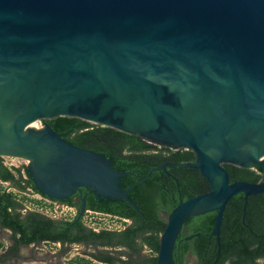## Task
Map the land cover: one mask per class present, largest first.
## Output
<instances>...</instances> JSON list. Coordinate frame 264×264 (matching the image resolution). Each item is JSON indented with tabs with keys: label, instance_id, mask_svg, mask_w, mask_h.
Wrapping results in <instances>:
<instances>
[{
	"label": "water",
	"instance_id": "water-1",
	"mask_svg": "<svg viewBox=\"0 0 264 264\" xmlns=\"http://www.w3.org/2000/svg\"><path fill=\"white\" fill-rule=\"evenodd\" d=\"M58 116L192 150L177 165L209 190L167 213L155 264H175L192 216L216 211L219 244L228 200L264 192L223 166L264 169V0H0V157L23 158L50 199L83 187L139 212L111 158L40 125Z\"/></svg>",
	"mask_w": 264,
	"mask_h": 264
},
{
	"label": "trees",
	"instance_id": "trees-1",
	"mask_svg": "<svg viewBox=\"0 0 264 264\" xmlns=\"http://www.w3.org/2000/svg\"><path fill=\"white\" fill-rule=\"evenodd\" d=\"M42 121L74 145L111 158L112 167L124 174L120 177V186L124 189L132 185L128 197L136 203L139 212L124 200L110 197H106L110 204L108 206L100 205L99 209L114 213L121 218L131 217L133 223L130 226H125L119 232L110 230L95 232L80 226V229L84 230L81 237L93 241L97 239L111 241L116 238L118 245L123 247V250L119 252L102 249L96 254L99 258L115 260L117 255L118 257L139 255L141 248L145 246L152 254L142 257V264H155L159 236L166 225L165 221L157 214V204L164 203L167 212H170L178 202L167 203L165 200L167 193L177 197L179 191L184 200L209 190L207 181L197 169L186 167L183 169L187 173V178L182 179L174 173L179 177V181L173 182L172 185L167 184L163 187L159 181L160 174L158 172H152L148 177L138 181L139 178L147 174L154 164L158 163L155 155L137 152L149 145L139 135L93 124L75 116H58ZM171 157L176 162L193 158L191 154H175ZM223 166L229 174L230 182L235 180L258 182L264 178V169L257 165L246 168L224 163ZM137 168L141 171L135 175L131 174L136 172ZM170 170L175 172L173 169ZM25 175L26 177L23 176L20 168H11L5 165L0 157V181L10 182L21 190L31 188L46 197L34 187L26 168ZM103 199L105 200V197ZM51 200L54 201V199ZM93 200V196L87 198V205L96 207L93 206L94 203L92 204ZM59 201L70 203V200L67 199ZM244 203L243 193H237L228 200L222 217L219 244L216 236L211 235L216 211L187 219L184 223L189 226L188 235L196 233L199 235L191 238L181 237L176 240L173 250L175 264H185L187 253L196 257V264H257L258 259H264V192L248 196L245 208H243ZM22 209H24V205L14 193L0 189V225L11 230L14 241L10 254H16L21 243L29 244L42 239L63 243L67 241L65 232L70 225L69 220L55 219L38 211L29 212L22 219ZM100 245L115 247L108 243ZM119 260L124 261L123 259ZM74 261L76 264H92L91 260L83 258H77Z\"/></svg>",
	"mask_w": 264,
	"mask_h": 264
},
{
	"label": "rangeland",
	"instance_id": "rangeland-1",
	"mask_svg": "<svg viewBox=\"0 0 264 264\" xmlns=\"http://www.w3.org/2000/svg\"><path fill=\"white\" fill-rule=\"evenodd\" d=\"M2 159L7 166L11 168H20L23 176L26 177L23 158L4 156ZM0 189L12 192L16 195L17 199L24 205V209L21 211L22 213H26L27 211H38L52 218L61 220H69L73 217L74 211L65 208L63 205L55 207V205L50 204L31 188L21 190L10 182L0 181ZM160 216L163 220H166L167 212L161 211ZM93 222L97 223L95 224ZM84 223L88 227L95 228L96 230L100 228L121 230L124 228L126 221L102 214L87 213L84 216ZM0 243V264H76L74 260L77 258L91 260L92 264H103L97 262L90 256L91 250H94L98 254L97 249L82 244L69 245L58 242H38L26 246H19L17 253L11 256V254L6 251L13 244V239L10 230L6 228H0ZM140 253L142 255L152 254L145 246L141 248ZM262 262V260H258V263ZM185 264H196V258L191 254L188 255Z\"/></svg>",
	"mask_w": 264,
	"mask_h": 264
},
{
	"label": "flooded vegetation",
	"instance_id": "flooded-vegetation-1",
	"mask_svg": "<svg viewBox=\"0 0 264 264\" xmlns=\"http://www.w3.org/2000/svg\"><path fill=\"white\" fill-rule=\"evenodd\" d=\"M40 125L41 122L43 121H39ZM39 125V126H40ZM146 141V140H145ZM149 145L147 148L143 149L142 151H137L138 153H145L148 155H155L158 163L154 164L151 168L153 167H158V166H162V165H166L167 163H173L176 164L175 167H171L166 165L165 166V170H157V171H153V172H158L160 174V183L163 185V187H165V185L169 184L172 185V183L174 182H178L179 181V177H177L174 173L178 174L182 179H186L187 178V173L186 171L183 169V166H179L177 164L179 163H188V162H194L195 160V154L192 150L185 148V147H173V146H169V145H163V144H159L157 142L154 141H146ZM192 155L193 158L186 160V161H173L172 160V155ZM150 168V169H151ZM170 169H173L175 172H172ZM141 170L137 168L136 172H132L131 174L135 175L138 174ZM152 173V172H151ZM178 191V188H177ZM37 193V192H36ZM42 198H47L50 199L48 197H44L43 195H41L40 193H38ZM91 196H93V199L96 200L94 202H92V204L94 203L93 206L96 207H91L89 205H87V198H90ZM104 196L101 195H95L94 192H92L91 189L89 188H80V191L76 190L72 195H70L67 200H70V203L68 202H63V201H59L56 200L57 202L63 203L69 207H72L74 213H73V217L71 219H69L70 221V225L66 230V235H67V241H65L64 243L61 241H50V239H42L39 241H34L32 243L26 244V243H21L19 246L23 245H30V244H35L38 242H58V243H62V244H82V245H87V246H92L94 247V249H97L98 252L100 250H104V249H112L116 252H119L121 250H123V247H120L118 244V240L116 238H113L111 241H107V240H100L97 239L95 241L93 240H86L84 238H82V233L84 232V230L80 229V226H84V228L86 230L91 229L95 232H100L101 230H110V231H115V232H119L120 230H113V229H107V228H100L99 230H96L95 228L92 227H88L85 223H84V216L87 213H93V214H102V215H106L112 218H121L118 215H115L114 213H110L107 211H101V209H99L100 205L102 206L103 204H105V206H108L110 204L108 198L105 197V200L103 199ZM180 199L183 200L181 194L178 191V196L176 197L173 194H166L165 196V200L167 203H171L174 204L175 202H178ZM51 200V199H50ZM55 201V200H54ZM106 201V202H105ZM84 203V211L82 213V215L80 216V218L73 223V221L75 220L76 216L78 215L82 205ZM164 211L167 212L166 210V205L164 203H158L157 204V214L160 216V212ZM29 213V212H27ZM27 213L23 214L22 219L25 218V216L27 215ZM168 213V212H167ZM161 217V216H160ZM162 218V217H161ZM123 221H126L125 226H130L133 223V219L131 217H123L121 218ZM93 223H97V222H93ZM74 226V227H73ZM0 228H5L3 226L0 225ZM8 229V228H6ZM10 230V229H9ZM11 232V230H10ZM189 226L188 224L184 223L179 234L177 237V240L180 239L181 237L183 238H187L189 235ZM12 235V233H11ZM101 243H108L111 245H114L115 247H102L100 244ZM14 244V241H13ZM13 244L10 246V248L6 251L7 253H10V249L13 246ZM18 246V247H19ZM18 250V248H17ZM141 251V250H140ZM17 253V252H16ZM90 256L92 258H94L97 262L103 263V264H142V260L141 258L147 255H142L139 252V255L133 254L131 257H127V256H119L117 255V258L115 260H111L109 258H99L97 257V253L93 250H91L90 252ZM191 253H187L185 259L187 258L188 255H190ZM15 254H11V256H14ZM193 255V254H191ZM194 256V255H193ZM195 257V256H194ZM90 258V259H92ZM196 258V257H195ZM119 259H123L124 261H120ZM258 260H262L264 262V259H258ZM257 260V264H262V263H258Z\"/></svg>",
	"mask_w": 264,
	"mask_h": 264
},
{
	"label": "built area",
	"instance_id": "built-area-1",
	"mask_svg": "<svg viewBox=\"0 0 264 264\" xmlns=\"http://www.w3.org/2000/svg\"><path fill=\"white\" fill-rule=\"evenodd\" d=\"M148 142H150V141H148ZM44 199L47 200L50 204L55 205V207H58V205H63L65 208H68L69 210L73 211L72 207H69V206H67V205H65L63 203H60V202L57 203V201H53V200H50V199H47V198H44Z\"/></svg>",
	"mask_w": 264,
	"mask_h": 264
},
{
	"label": "crops",
	"instance_id": "crops-1",
	"mask_svg": "<svg viewBox=\"0 0 264 264\" xmlns=\"http://www.w3.org/2000/svg\"><path fill=\"white\" fill-rule=\"evenodd\" d=\"M27 212H33V211H27ZM27 212H26V213H27ZM22 214H25V213H22ZM44 215H45V214H44ZM46 216H47V215H46ZM49 217H50V216H49ZM43 243H45V242H43ZM21 246H22V245H21Z\"/></svg>",
	"mask_w": 264,
	"mask_h": 264
}]
</instances>
